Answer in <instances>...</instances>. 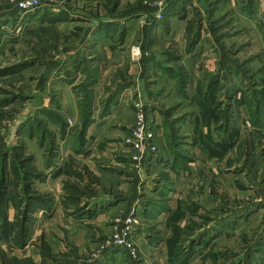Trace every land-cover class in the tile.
Segmentation results:
<instances>
[{"label": "rangeland", "instance_id": "1", "mask_svg": "<svg viewBox=\"0 0 264 264\" xmlns=\"http://www.w3.org/2000/svg\"><path fill=\"white\" fill-rule=\"evenodd\" d=\"M21 1L24 0H0V125L10 145L25 143L27 154L34 156L42 173L34 188L53 199V205L45 202V215L43 210L35 214L32 240L44 231L55 252L62 254L64 260L60 264H264V0L181 1L188 3L182 4L184 8L180 5L179 11V17L190 18L186 19L187 36L193 33L189 27L194 26H197L194 36H204L198 50L190 55L192 61L200 59V66L208 68V60L221 52L226 59L221 61L222 68L228 70L230 65L231 72L225 76L220 72L209 80L205 71L198 77L205 84L194 89L185 67L176 65L172 77L169 74L170 78L178 76L174 86L171 84L174 101L169 107L166 102L154 104L146 100V88L154 81L141 82L140 89L146 96L134 95L133 104H111L124 87L132 86L131 81L117 86L115 82L109 100L92 104L91 88L97 71L87 73L83 60L71 65L67 52L81 38L94 40L99 34L97 26L116 25L119 20L133 22V27L136 23L130 52L135 44L142 51L144 28L154 27L161 19L157 15L167 13L168 5L173 7L179 0H92L91 8L87 3L73 5L72 0H38L37 4L24 8L19 4ZM68 7L78 12L75 14ZM89 19L98 21L93 32L86 22ZM165 30L166 27L162 36ZM193 46L196 47V41L189 48L194 49ZM154 72L164 75L161 89L167 88L168 69ZM78 73L82 75L77 77ZM59 82L64 85L62 91L57 86ZM196 83L202 86L201 81ZM218 83L223 84L219 90L214 86ZM227 87L230 93L226 94ZM178 92L183 95L188 92L183 97L185 106L178 105L181 104L177 101ZM138 102L145 111L153 133L151 144L155 146V150L149 149L142 157L129 142ZM195 104H231L234 117L226 125L231 121L235 126L238 141L230 158L220 151L216 157L221 160L220 165L207 164L206 150L180 159L185 183L176 186L169 197L173 202L167 203L164 195L168 189L172 190L169 186L174 185V177L171 181L165 170L171 153H168V129L163 128V132L162 126L167 127V118L175 115L170 122L171 135L184 138L185 144L191 145L193 134L180 133L190 131L195 114L190 106ZM239 104H247L248 109H240ZM97 107L99 117L108 114L115 117L88 136ZM207 109L208 114L213 113V106ZM225 110L229 112V105ZM183 121L185 128L181 132V126H176ZM205 123L207 135L220 134L216 124L211 126L209 120ZM94 138L97 140L92 141ZM176 139L170 140V145L181 143ZM222 146L225 147L224 143ZM92 149L114 151L112 155L100 154L89 159L95 160L100 174L97 176L93 172L88 174L84 161ZM152 157L163 158L164 164H157L159 170L153 169L157 161L151 164ZM224 158L227 160L223 161ZM216 167L219 173L214 175ZM122 168L126 173L124 190L120 189L118 175ZM75 170L85 175L88 182H97L94 185L97 194L84 198L87 215L79 216L73 205L65 204L63 180L82 185L72 174ZM135 174L141 176L136 184L138 194L127 184ZM133 189L135 196L128 198ZM115 196L122 202L99 222L94 221L97 209L106 207L107 198ZM135 197L140 200L138 203L132 201ZM15 217L16 208L11 201L8 220L0 223L2 247L6 250L14 232ZM116 234L132 244L135 256L116 242ZM164 240L166 251L164 244L160 247ZM26 250L27 255L40 260L36 247L29 246Z\"/></svg>", "mask_w": 264, "mask_h": 264}, {"label": "crops", "instance_id": "2", "mask_svg": "<svg viewBox=\"0 0 264 264\" xmlns=\"http://www.w3.org/2000/svg\"><path fill=\"white\" fill-rule=\"evenodd\" d=\"M78 1L77 4H75ZM182 0H179V2L175 3L173 7L168 5V10L166 11L167 13H163V17L157 21L156 27H152L151 29L149 28H144V32H142V39H141V45H142V51L140 56L138 57V60L134 59L130 52V47L132 43L134 42V38L131 34L134 33L135 31V25L134 27L133 22H124L123 20H119L116 25H108L104 24L103 26L100 25L99 27L97 26V33L95 35V39L93 40L92 38H81L79 40L81 41H76L72 47H70L69 51L67 52L69 55V59L71 60L70 63H74L75 61L83 60L84 61V66L86 67V72L90 70H96L97 75L94 80V84L91 88L92 90V104H102L103 102H106V100L110 99V96L112 91L114 90L113 88L115 87L114 83L116 82V86L118 83H123V82H132V86H126L120 92L119 95L115 97L113 102L111 104H133V98L134 95H137L138 93L144 96H146V93H148V97H146V100L149 99L154 104H162V103H168V107L172 104L173 100V95L174 91L171 90V87L174 86V81L176 82L178 76L172 77V73L175 72L176 70V65L185 67L186 72H188V76L190 77V83L194 86V89L200 87H203V84H205V81H202L203 79H199L198 77H201L205 74V71H207V75L210 79H214V76L219 74L221 72V75L225 74L226 72L230 73L231 72V67L230 65L228 66V70H225V68H222L221 61L224 60L225 58L222 57L221 52L219 53L220 55L214 56L212 59L208 60V68H204L203 65L202 67L200 66V63L198 61L193 62L192 53L198 50V46H200L201 43L204 41V36L202 35L201 37L199 36L198 38L194 35H196V27L194 26L192 28L189 27V30L192 29L193 33H191V36H187V29L188 25L186 22V19H190L189 17H179V11L181 12V6L184 8L182 5L183 3L186 2H181ZM87 7L91 8L93 7V1L92 0H72L71 4L73 5H86ZM181 5V6H180ZM185 5H188L186 3ZM69 11H73L75 14L78 12V9L76 8H70L68 7ZM187 9V8H186ZM181 14V13H180ZM166 18V19H165ZM185 20V21H184ZM88 25L91 28V32H93L94 27L98 24V21L94 20H87ZM112 22V21H111ZM198 21L196 22V24ZM108 25V26H107ZM163 27V28H162ZM164 27H166L165 34H163ZM115 28H117L115 30ZM154 28V29H153ZM152 34L151 36L149 34ZM134 35V34H133ZM210 35V34H207ZM92 39V41H90ZM196 41V47L194 49H190V45ZM165 45V47H164ZM205 53V52H204ZM199 56V55H198ZM165 57V58H164ZM231 59V58H230ZM212 60V61H211ZM226 60V59H225ZM228 61L232 62L234 65L235 62L232 60ZM210 62V63H209ZM90 63V66L88 65ZM90 67V68H88ZM88 68V69H87ZM167 68L168 69V87L167 88H162V85L164 83V75L161 74V72H154V71H161V69ZM222 68V69H221ZM170 74V76H169ZM82 75V73H78L77 77ZM144 75H147L144 77ZM159 75V76H156ZM86 76V74H84ZM195 76V77H194ZM225 76V75H224ZM144 77L143 80H141ZM194 77V78H193ZM199 80H198V79ZM196 81H201L202 86H199ZM114 80V81H112ZM155 82L154 84L151 85V87H147L146 93L144 91H141L140 86L142 85L141 82H145V84ZM208 81V80H207ZM222 81V80H221ZM76 82V80L74 81ZM188 82V81H187ZM113 84V85H112ZM172 84V86H171ZM71 84L70 86H72ZM223 84L218 83L216 86L219 90L220 86ZM59 90L62 91L64 88L63 83L59 82L58 85ZM227 86V85H226ZM187 87V86H186ZM184 88V90H188V88ZM157 88V89H154ZM161 89V90H160ZM159 90V91H158ZM152 91L151 94H149ZM156 91V92H153ZM189 91V90H188ZM227 91L230 93V88L227 87L225 92L227 94ZM217 92V91H216ZM177 93V92H176ZM180 96L177 98V101H179L178 105L185 106V104H182L184 99L183 97L186 98L185 94L187 93H180ZM188 95V94H187ZM176 99V98H175ZM198 102H204L205 100L197 99ZM215 102V101H214ZM213 106V113L208 114L207 112L209 111L207 109V106ZM227 105H229V112L232 113L234 107H231V104H195L191 105L190 107H193V111L195 114L192 116L194 121L193 123L190 124V131L185 132V134L180 133V135H190L193 134V138L191 139V145L185 144L186 140L184 138H177L180 140H177L173 134L171 135V119L175 117V115L171 118H167V127L162 126V131L163 128H167L166 135L168 136V153L170 152L171 155L168 157V160L165 162V170L170 174V178L174 177V181L171 178V181H173L174 185L169 186L172 190L167 191V194L165 196V200L167 203H172L173 201L169 200V197L171 198V193L177 188V185L183 186L185 183V179L183 177V172L181 171V168L183 166L180 165V159L184 160L189 157H193L194 154H196L198 151H207V164H210L211 162L213 164L216 163V165L221 164V160H217L216 157H218L221 152H224V156L227 158L231 156L232 151L231 149L234 148L237 144V137L235 134V126L232 125L231 121L226 125V123L230 120V117L233 118L234 114H230L229 112H226L225 108H227ZM239 108L243 109V107L247 108V104H239ZM98 108L94 109L93 112V117H94V122L90 129L88 130V136H91L93 133V130L102 125V123H109L113 117H115V114H108L103 117H99L97 114ZM217 108L216 110H214ZM169 116V115H167ZM119 115H116L117 119L119 118ZM244 117H247L246 115ZM206 120H209L211 126L214 124L217 125V130H219L220 134L215 136L214 132L211 133V135H207V133L204 130V124H206ZM187 122V121H186ZM197 124H196V123ZM223 122V123H222ZM157 123L159 121L157 120ZM185 121L178 124L176 127L179 128L181 126L180 131L182 132L185 128L184 125ZM221 124H223L221 126ZM221 126V128H219ZM164 132V131H163ZM176 135V134H175ZM173 136V137H172ZM178 137V135H176ZM180 137V136H179ZM182 137V136H181ZM173 141L176 139V141H180L177 146H173L172 144L170 145V140ZM182 139V140H181ZM92 141L97 140V138L91 139ZM196 141V143H194ZM235 143L232 144V143ZM222 143H224L225 147L222 148ZM173 146V147H172ZM212 149V150H211ZM92 152L88 154L87 158L84 159L86 165L88 168H86V171L90 175L92 172L94 175H100L99 172L96 171V165H95V160H89L93 159L95 157H98L100 154H106V155H112L113 149H109L108 151L105 150H95L92 149ZM194 153V154H193ZM86 155H84L85 157ZM227 158H224L223 161ZM199 161V159L197 158ZM196 160V161H197ZM92 164H90V162ZM153 161H157L154 164L153 169L159 170V166H157L158 163H163V158H155L152 157L151 159V164ZM218 161V162H217ZM193 162V161H190ZM220 162V163H219ZM182 163V162H181ZM164 164V163H163ZM196 164V163H195ZM94 165V166H93ZM218 167L213 168L214 175L215 173L218 174ZM192 169V168H191ZM152 171V168H151ZM80 172V171H78ZM120 179H121V184H120V189L125 188V181H124V176L125 172L122 168L121 172H118ZM87 174V173H86ZM87 174V176H88ZM124 174V175H123ZM86 176H82V185L84 184H89L91 187L94 188V185L97 182L91 181L88 182L85 178ZM131 181H128V187H134L135 191L138 194L136 184H138L141 180V176L139 174L133 175ZM66 180V179H65ZM63 180V181H65ZM189 181V180H188ZM64 183V182H63ZM231 184V182L229 183ZM130 185V186H129ZM180 189V188H179ZM132 191V190H131ZM130 191V192H131ZM128 194V198L134 197V189L133 191ZM127 198V199H128ZM108 199V204L104 208L97 209L95 213L96 219L94 221L99 222L102 217L106 216L107 213H110L114 208H116L115 205L120 204L122 201H119V196L115 197H109ZM133 202L140 201L139 199L136 200V197L132 199ZM128 201H126L127 203ZM180 201H176L178 204ZM176 204V205H177ZM171 205V204H170ZM175 205V206H176ZM118 206V205H117ZM174 205H171V207ZM174 208V207H172ZM159 218L162 217L161 214L158 215ZM83 217V216H82ZM165 218L168 219V212H166ZM80 219V218H77ZM82 219V218H81ZM76 220V219H75ZM164 240V243L160 245V247L164 244L163 249L166 251V244L167 241ZM33 246V245H31ZM29 246H27L28 248ZM39 255V254H38ZM40 257V255H39ZM41 260V257H40ZM39 260V261H40Z\"/></svg>", "mask_w": 264, "mask_h": 264}, {"label": "trees", "instance_id": "3", "mask_svg": "<svg viewBox=\"0 0 264 264\" xmlns=\"http://www.w3.org/2000/svg\"><path fill=\"white\" fill-rule=\"evenodd\" d=\"M72 174L82 181L81 173L75 170ZM41 175L34 156L27 154L25 143L10 145L0 125V223L7 222L11 201L16 208V217L12 222L14 232L8 243V250L2 247L0 236V264H60L64 260L61 258L62 254L55 252L46 239L44 231L32 240L37 221L35 214L38 210H43L45 215L46 201L53 205L52 198H46L34 188L35 180ZM63 189L65 204L73 205L79 216L87 215L84 198L96 195L94 188L89 184L81 185L76 181L65 180ZM31 245L37 248L40 261L27 255L26 248ZM18 251L21 253H17Z\"/></svg>", "mask_w": 264, "mask_h": 264}, {"label": "built area", "instance_id": "4", "mask_svg": "<svg viewBox=\"0 0 264 264\" xmlns=\"http://www.w3.org/2000/svg\"><path fill=\"white\" fill-rule=\"evenodd\" d=\"M37 3L38 0H24L21 1L19 4L21 7L28 8ZM162 16L163 15L161 13L157 15V17L159 18H162ZM131 54L134 59H138L141 54L140 46L137 44L133 45V47L131 48ZM140 104V102L137 103L136 124L133 131V137L129 142L132 143L133 147L137 150L139 156L142 157L149 149L155 150V146L151 144L153 133L151 132L148 122L146 120L145 111L140 106ZM116 242L121 246L125 247L129 254L133 256L136 255L135 249L133 248L132 244L120 234H116Z\"/></svg>", "mask_w": 264, "mask_h": 264}]
</instances>
